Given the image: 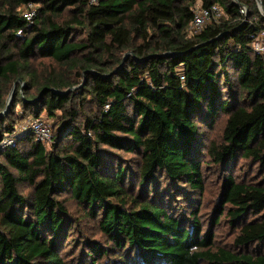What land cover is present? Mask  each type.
<instances>
[{"label":"trees","instance_id":"1","mask_svg":"<svg viewBox=\"0 0 264 264\" xmlns=\"http://www.w3.org/2000/svg\"><path fill=\"white\" fill-rule=\"evenodd\" d=\"M198 1L223 14L194 34ZM263 30L257 0H0V264H75L61 253L74 224L65 193L113 245L86 241L77 264H264V58L252 48ZM30 116L52 125L48 144L17 127ZM240 159L261 178L237 179ZM220 224L234 233L223 244Z\"/></svg>","mask_w":264,"mask_h":264},{"label":"rangeland","instance_id":"2","mask_svg":"<svg viewBox=\"0 0 264 264\" xmlns=\"http://www.w3.org/2000/svg\"><path fill=\"white\" fill-rule=\"evenodd\" d=\"M201 3L198 1L196 2L195 6H199ZM45 62V63H43ZM48 60H41V59H35V66L39 70H41L44 66L47 65ZM21 85V86H20ZM82 85V84H81ZM25 82L19 81L17 83H14L10 89V94L12 93V98L9 103L8 110H10L11 105L13 103V96L16 90H20V92L24 91L25 89ZM35 91L33 89L31 92ZM8 94L7 99L9 100ZM7 100V101H8ZM8 103V102H7ZM7 110V112H8ZM18 115L22 114L21 106L18 104L16 109ZM6 112V113H7ZM15 113V114H17ZM15 116V115H14ZM223 116V115H222ZM219 117L218 121L212 128H204L206 131V137L208 141H210L213 138H217L222 133L223 123L225 121L224 117ZM56 119L50 118L51 122H55ZM19 121V120H18ZM58 121V120H57ZM26 122V118H21L18 122L17 127L22 128L24 123ZM118 155H121L122 162H124L127 165H132V159L135 155L128 153V152H119ZM235 175L241 176L246 181H257L261 178L262 172L259 170L258 166L254 163H248L244 162L242 159L238 160V163L235 164ZM222 176L223 174L216 170L212 172L207 173V183H206V190L204 192V195L201 196V201L206 204V206H209V204L213 203L212 201L214 198L217 197L220 186L222 183ZM23 192L29 193L30 189L26 185H22ZM136 190H138V187H136ZM60 198L65 200V204L70 211L72 221H74V224L71 226V229L67 232H65L64 236L62 237V245H61V253L67 260H71L75 264L78 263L80 257L83 255V253H88L89 247L86 241H96L100 242L105 246H108L111 248L113 246L111 242L103 235L101 230L98 226V220H94L87 216V212L84 208H82L75 199L70 195V193H65L60 196ZM204 215H207L209 213L208 210L203 209ZM253 214L248 213L247 218H252ZM234 236L233 229L229 227L228 225L220 224L216 227L215 230V239L220 242L221 244L229 242ZM111 252V258L116 259L118 257V254L116 251ZM101 262V259L100 261Z\"/></svg>","mask_w":264,"mask_h":264},{"label":"built area","instance_id":"3","mask_svg":"<svg viewBox=\"0 0 264 264\" xmlns=\"http://www.w3.org/2000/svg\"><path fill=\"white\" fill-rule=\"evenodd\" d=\"M98 0H89L90 4L97 3ZM241 12L246 13V8L241 6ZM21 13L24 18L33 21L34 16L36 15V5L33 3L24 4L21 7ZM223 11L220 6L213 4L209 7L196 6L194 10V15L190 23V31L194 34L200 33L204 27L211 21H218L222 17ZM21 32V31H20ZM252 48L256 54L261 55L264 58V30L257 33L252 40ZM184 79V76L181 77ZM23 128H28L32 131V134L39 140L48 144L53 137L52 125L44 117H33L30 116L26 118V122L22 126ZM10 140L6 138L3 141V144H8Z\"/></svg>","mask_w":264,"mask_h":264},{"label":"water","instance_id":"4","mask_svg":"<svg viewBox=\"0 0 264 264\" xmlns=\"http://www.w3.org/2000/svg\"><path fill=\"white\" fill-rule=\"evenodd\" d=\"M258 1V4H259V6H260V9H261V11L262 12H264V7H263V4H262V1L261 0H257ZM126 58V57H125ZM124 58V59H125ZM124 63V60H123V62H121V64L119 65V67L116 69V70H114V72H116L118 69H120V67L122 66V64ZM20 81V80H19ZM71 89H69L68 91H70ZM64 93V92H63ZM12 93L10 94V96H9V100H8V103H7V106H6V108H5V110L1 113V115H3V114H5L6 112H7V110H8V107H9V103H10V100H11V98H12Z\"/></svg>","mask_w":264,"mask_h":264}]
</instances>
